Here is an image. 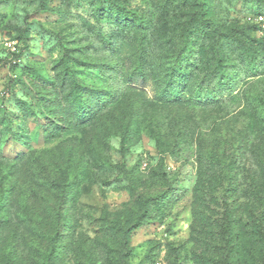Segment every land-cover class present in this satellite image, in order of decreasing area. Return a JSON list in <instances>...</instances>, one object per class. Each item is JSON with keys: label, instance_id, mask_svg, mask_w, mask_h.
I'll return each instance as SVG.
<instances>
[{"label": "rangeland", "instance_id": "obj_1", "mask_svg": "<svg viewBox=\"0 0 264 264\" xmlns=\"http://www.w3.org/2000/svg\"><path fill=\"white\" fill-rule=\"evenodd\" d=\"M261 9L0 0V264H225L224 203L235 241L264 153V39L245 25ZM176 62L193 73L162 101L153 81ZM252 242L233 264H264Z\"/></svg>", "mask_w": 264, "mask_h": 264}, {"label": "trees", "instance_id": "obj_2", "mask_svg": "<svg viewBox=\"0 0 264 264\" xmlns=\"http://www.w3.org/2000/svg\"><path fill=\"white\" fill-rule=\"evenodd\" d=\"M264 11V9L257 10L253 13H258ZM125 15H127V12H123ZM246 27L250 29L251 31H256V28L253 25H249L245 23ZM260 38L264 39V35L261 36ZM258 49H262L264 51V46H258ZM250 58L251 60L249 61V64L252 66L256 60L259 58V56L254 55L253 53H250ZM170 69L168 70L169 75L165 78L162 79L163 82L161 84V80H154L153 83L154 85L158 88V98L162 101H173L176 100L177 98H180V90H175L174 86L178 82L181 81H186L188 78L187 75H192L193 69H191V65H185L184 67H181L180 62H176L174 65L169 67ZM216 70H215V75L217 76L219 74V83L220 84H228L230 85L235 79L236 76H227V71L225 70V65L222 63V61L219 60L216 64ZM65 73L64 76L70 78V84H71V91L72 94L74 95V99L77 101L79 105H81V98L79 96V93L84 89H87L89 87H82L78 80L76 79L74 72L71 71V69L66 65L65 68ZM260 74V73H258ZM215 75H213L215 77ZM178 78L175 79V78ZM139 82L141 84V87H144L146 84V80L139 75H131L129 79V83L135 84ZM212 82V81H211ZM92 90V89H91ZM94 90V89H93ZM207 90V89H204ZM96 91V90H95ZM230 93V92H229ZM212 96L211 98H215L213 95H207ZM218 98V97H217ZM216 98V99H217ZM259 124V123H257ZM256 124V125H257ZM259 133L264 134V129L259 130ZM258 161L256 162V167L258 168V172H256V182L253 185L252 189V194L251 195H245L244 192V198L247 199L244 204L240 205V203L233 209L234 214H237L238 221L236 224L239 225L240 232L237 233L236 240L233 241L230 235L229 231V223H231L228 218L231 217L228 206L226 203H224L225 209L223 212V223H221V228L222 230L219 231V242L224 243V247L219 252L218 254L220 256H223V262L225 264H233L236 263L238 259L236 257L238 255H241L243 252L246 251L247 245L244 243V240L247 242L255 243L256 240L257 242H261L262 244L264 243V227L261 225L264 222V153L263 155L257 156ZM61 198V202L64 200L63 197ZM60 202V204H61ZM60 206V205H59ZM60 207H57L54 209L53 212V218L55 221H59L61 218V212H60ZM53 211V210H52ZM232 224V223H231ZM133 229H136L134 227ZM56 239V235L52 238L51 243L54 245ZM223 251V252H222ZM243 251V252H242ZM249 251V250H247Z\"/></svg>", "mask_w": 264, "mask_h": 264}, {"label": "built area", "instance_id": "obj_3", "mask_svg": "<svg viewBox=\"0 0 264 264\" xmlns=\"http://www.w3.org/2000/svg\"><path fill=\"white\" fill-rule=\"evenodd\" d=\"M245 23L253 25L260 36L264 35V11L248 14ZM146 167L147 164L142 163V169H146Z\"/></svg>", "mask_w": 264, "mask_h": 264}]
</instances>
